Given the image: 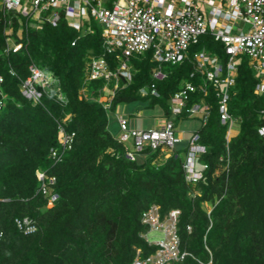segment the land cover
Segmentation results:
<instances>
[{"label":"trees","instance_id":"1","mask_svg":"<svg viewBox=\"0 0 264 264\" xmlns=\"http://www.w3.org/2000/svg\"><path fill=\"white\" fill-rule=\"evenodd\" d=\"M10 19L14 39L26 45L5 51L6 17L0 11V264H131L137 249L143 258L157 248L142 237L148 225L141 216L151 205L159 207L161 218L179 210V249L188 255L173 264H264V137L257 132L264 126V94L256 92L258 76L245 56L238 57L227 106L239 127L226 141L228 126L219 121L215 90L191 58L205 50L224 63L223 46L210 34L199 36L189 57L162 64L161 79L152 76L156 63L148 51L132 54L130 80L117 79L111 94L114 78L86 80L91 57L103 56L111 70L118 63L116 53L105 52L94 20L77 31L63 18L39 29ZM30 62L58 79L65 104L45 94L40 102L22 96L19 82ZM185 82L195 86L185 107L208 106L205 123L196 116L200 126L191 133L204 147L195 161L202 177L194 185L182 168L187 140L167 156L145 147L130 159L131 147L111 134L107 121L108 110L135 101L159 106L164 121L173 124L172 118L195 117L185 109L171 114L170 97ZM151 84L157 95H141ZM58 124L74 133L69 149L58 143ZM50 148L61 153L59 161ZM36 170L54 177L46 194L38 190ZM52 193L57 198L50 202ZM24 216L34 221V232L17 230L14 218Z\"/></svg>","mask_w":264,"mask_h":264},{"label":"built area","instance_id":"2","mask_svg":"<svg viewBox=\"0 0 264 264\" xmlns=\"http://www.w3.org/2000/svg\"><path fill=\"white\" fill-rule=\"evenodd\" d=\"M0 11L6 17L4 33L7 52H16L26 45L25 41L14 39L11 17H15L20 26L24 21L25 29L28 26L39 29L43 22L54 26L61 18L67 26L77 31L88 19L101 25L102 46L106 53H116L118 63L111 70L103 56L91 57L87 62L86 80L103 78L108 81L114 78L111 94L117 87V79L130 80L129 58L132 54L148 51L151 60L156 63L152 76L161 79L164 76L162 64H174L189 57V47L197 43L199 36L210 34L223 46L226 54L224 63L205 50L193 51L191 58L195 62V71L204 81L210 82L215 90L219 121L228 126L226 141L232 132L238 130L233 129L234 125L237 123L239 127L227 107L229 87L234 83L239 56L246 57L258 76L256 92L264 94V0H0ZM10 13L13 16L7 18ZM28 70V76L19 82L23 97L40 102L45 94L54 97L58 103L67 102L58 79L50 71L39 69L33 62L29 63ZM9 71L14 74L11 69ZM194 88L190 82H185L182 88L172 94L169 100L171 114L177 115L185 109L190 116H198L204 124L207 105L193 103L185 107L188 92ZM82 92L87 95L84 88ZM140 93L157 95L154 84L141 88ZM100 100L98 97L97 101ZM2 101L0 95V108ZM104 106L108 108L109 103ZM117 123L120 130L117 140L131 147L126 153L130 159L145 147L159 148L167 152V156L182 141L170 119L159 127L138 129L129 125L127 117L118 114ZM57 131L59 145L62 149H69L74 133L67 132L61 124L57 125ZM257 132L264 137V126H260ZM197 138V134L193 133L187 139L188 150L182 163L184 179L192 185L202 177V169L196 168L195 161L204 152V147L197 143ZM49 153L54 162L61 159V153L56 148H50ZM204 168L206 165H203ZM35 176L39 181L38 190L46 194L47 185L53 183L54 177L40 170L35 171ZM56 198V193L49 196L50 202ZM158 208L157 205H151L141 216V222L148 225L149 231L161 233V237L156 240H149L147 233L142 235L148 244L156 245L157 248L143 258L137 249L131 264H173L188 255L179 249L176 233L179 210L171 209L161 218ZM14 224L23 234L36 230L34 221L26 216L14 218ZM187 229L190 227L187 226Z\"/></svg>","mask_w":264,"mask_h":264},{"label":"rangeland","instance_id":"3","mask_svg":"<svg viewBox=\"0 0 264 264\" xmlns=\"http://www.w3.org/2000/svg\"><path fill=\"white\" fill-rule=\"evenodd\" d=\"M98 28L101 29V25L97 24ZM240 26L242 23H239ZM144 102L135 101L132 103H121L118 105L115 110L107 111V121L108 129L111 134L115 137L118 136L120 130L117 123L118 114L128 117L129 125L133 128L137 127L138 129H146L155 126H160L164 118L161 116V109L159 106L154 108L144 107ZM174 121V126L177 133L181 136L182 141L178 145H182L187 138L191 136L193 130L200 126V120L196 116L188 119L177 120L172 118ZM234 130L238 129L237 123L233 127ZM161 237L159 231H149L147 233V238L149 240H156Z\"/></svg>","mask_w":264,"mask_h":264},{"label":"crops","instance_id":"4","mask_svg":"<svg viewBox=\"0 0 264 264\" xmlns=\"http://www.w3.org/2000/svg\"><path fill=\"white\" fill-rule=\"evenodd\" d=\"M161 125H162V124H161ZM161 125H160V126H161ZM155 127H159V126H155ZM148 128H149V127H148ZM151 128H152V127H151ZM187 139H188V138H187ZM187 139H186V140H187ZM186 140H185V141H186Z\"/></svg>","mask_w":264,"mask_h":264},{"label":"clouds","instance_id":"5","mask_svg":"<svg viewBox=\"0 0 264 264\" xmlns=\"http://www.w3.org/2000/svg\"><path fill=\"white\" fill-rule=\"evenodd\" d=\"M128 118V117H127ZM128 121H129V119H128ZM119 135V134H118ZM118 137V136H117ZM148 231H149V229H148ZM148 231L146 232V233H148Z\"/></svg>","mask_w":264,"mask_h":264}]
</instances>
